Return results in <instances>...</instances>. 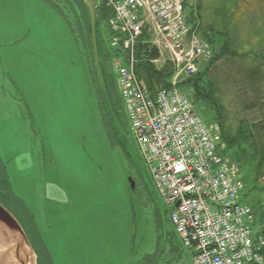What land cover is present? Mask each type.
<instances>
[{
	"label": "rangeland",
	"instance_id": "rangeland-1",
	"mask_svg": "<svg viewBox=\"0 0 264 264\" xmlns=\"http://www.w3.org/2000/svg\"><path fill=\"white\" fill-rule=\"evenodd\" d=\"M198 4L200 35L218 47L229 40L244 55L223 58L213 73L231 124L264 119V105L243 110L257 96L246 70L259 60L264 74V0ZM88 20L77 0H0V157L12 202L0 199L25 230L35 264H194L131 130L118 86L125 51L112 46L101 19L96 48L122 128ZM180 89L194 102L191 89ZM258 94L264 104V83ZM196 109L216 123L205 104ZM219 152L240 170V203L253 209L257 232L264 170L261 178L254 160L223 141Z\"/></svg>",
	"mask_w": 264,
	"mask_h": 264
},
{
	"label": "built area",
	"instance_id": "built-area-1",
	"mask_svg": "<svg viewBox=\"0 0 264 264\" xmlns=\"http://www.w3.org/2000/svg\"><path fill=\"white\" fill-rule=\"evenodd\" d=\"M111 10L113 47L125 51L118 86L142 158L170 210L181 243L194 264H264V234L240 203V170L219 152L221 127L206 124L180 88L213 55L187 23L184 0H95ZM159 57L171 64V87L155 99L136 72V47L144 32Z\"/></svg>",
	"mask_w": 264,
	"mask_h": 264
},
{
	"label": "trees",
	"instance_id": "trees-1",
	"mask_svg": "<svg viewBox=\"0 0 264 264\" xmlns=\"http://www.w3.org/2000/svg\"><path fill=\"white\" fill-rule=\"evenodd\" d=\"M200 1L201 0H195L192 2V0H184L187 23L192 29L196 30L199 35V30L201 29L199 28L200 26L197 23V20L200 12V5L198 4ZM97 9V14L102 13L98 16L104 20L108 19L109 25V19L112 14L109 17L107 13L111 10L109 11V9L104 6H98ZM206 36L208 39L205 40L200 35V37L211 46L213 56L205 65L200 67L198 72L183 86H187V88L191 89V92L194 94L195 104L203 103L211 109L214 114L215 122L221 127L223 143L229 148H240L243 153L251 158L252 161L254 160L253 162H255L256 172L262 178L264 170V119L251 123L248 119L241 118L237 124H231L225 105L220 97L219 84L213 76V73L216 71L215 68L217 63L220 60L226 57L228 59L243 60L244 55L242 56L236 49L231 48L229 40L223 42L218 47L214 45L215 40L211 39L207 33ZM146 39H148V33L145 31L142 39L136 47L135 67L138 77L146 84L150 96L155 99L161 90L171 87L170 79L173 74V68L171 64L168 63L163 67H158L154 64V60L159 57V53L155 47L147 42ZM256 62V64L246 70L245 79L248 86L257 96L253 101H248L244 104V111L262 108L264 105L261 102L262 98L258 94L264 83V74L262 71L263 62L259 63V60ZM262 179L264 181V177ZM10 187L6 165L0 157V198L8 201V204L12 202L9 193ZM262 189H264V187ZM1 199L0 202L2 203ZM254 234L255 237L261 234L263 235L264 224L260 225L258 231L254 232ZM174 247L179 248V246Z\"/></svg>",
	"mask_w": 264,
	"mask_h": 264
},
{
	"label": "water",
	"instance_id": "water-1",
	"mask_svg": "<svg viewBox=\"0 0 264 264\" xmlns=\"http://www.w3.org/2000/svg\"><path fill=\"white\" fill-rule=\"evenodd\" d=\"M86 1L88 3L89 12H90L94 54L101 75L105 94L117 120L120 123V120L107 96L101 65L97 53L94 10L91 1L90 0H86ZM133 188H134V184H133ZM0 264H35L34 251L31 247L30 241L27 237L25 230L23 229L19 221L16 219V217L11 213V211L8 210L1 202H0Z\"/></svg>",
	"mask_w": 264,
	"mask_h": 264
},
{
	"label": "crops",
	"instance_id": "crops-1",
	"mask_svg": "<svg viewBox=\"0 0 264 264\" xmlns=\"http://www.w3.org/2000/svg\"><path fill=\"white\" fill-rule=\"evenodd\" d=\"M78 2H79V4L82 6V7H84L85 8V10H86V16H87V20L89 21V27L91 26V20H90V12H89V7H88V3H87V1L86 0H77ZM91 1V4H92V7H93V10H94V17H95V26H97V24H98V22H100V23H102L101 22V19L102 20H104L103 18H100L98 15H101L102 13H99V14H97V4H96V2H95V0H90ZM110 11V10H109ZM108 11V12H109ZM111 12V11H110ZM107 13V15H109V17H110V15L112 14V13ZM105 21V23H106V25L109 27V30H110V33H111V36L114 38L115 37V32H113V30L110 28V26L108 25V19H105L104 20ZM90 30H92L91 29V27H90ZM92 32V31H91ZM95 33H96V28H95ZM113 38H112V40H113Z\"/></svg>",
	"mask_w": 264,
	"mask_h": 264
}]
</instances>
